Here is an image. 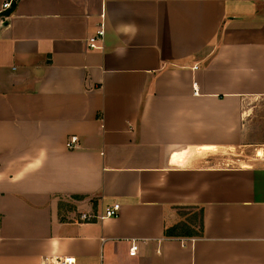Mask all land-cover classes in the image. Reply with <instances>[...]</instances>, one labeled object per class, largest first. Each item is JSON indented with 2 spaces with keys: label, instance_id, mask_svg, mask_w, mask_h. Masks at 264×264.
I'll return each mask as SVG.
<instances>
[{
  "label": "crops",
  "instance_id": "obj_1",
  "mask_svg": "<svg viewBox=\"0 0 264 264\" xmlns=\"http://www.w3.org/2000/svg\"><path fill=\"white\" fill-rule=\"evenodd\" d=\"M4 2L0 264H264V163L232 154L264 97V0ZM183 209L203 238H165Z\"/></svg>",
  "mask_w": 264,
  "mask_h": 264
},
{
  "label": "rangeland",
  "instance_id": "obj_2",
  "mask_svg": "<svg viewBox=\"0 0 264 264\" xmlns=\"http://www.w3.org/2000/svg\"><path fill=\"white\" fill-rule=\"evenodd\" d=\"M245 136L248 146L233 150L234 162L239 165L260 160L264 163V97L251 99L246 106ZM181 213L191 211L182 210Z\"/></svg>",
  "mask_w": 264,
  "mask_h": 264
},
{
  "label": "built area",
  "instance_id": "obj_3",
  "mask_svg": "<svg viewBox=\"0 0 264 264\" xmlns=\"http://www.w3.org/2000/svg\"><path fill=\"white\" fill-rule=\"evenodd\" d=\"M18 0H5L3 4V9L8 10L12 7L13 4L17 3ZM105 38V29L104 26L101 25L99 30L96 32L94 36H92L88 40V48L90 50H100L102 49V43ZM78 137H72L66 144L69 150H76L78 148ZM120 213V205L116 204L111 207H108L104 213L100 216L95 215L94 213H82L80 215V219L83 222H90L94 220H105L111 218H117ZM1 223V219H0ZM139 245L138 242L132 241V246L130 248L131 253H136L138 251ZM53 264H75V260L72 257H64V258H56L53 260Z\"/></svg>",
  "mask_w": 264,
  "mask_h": 264
},
{
  "label": "trees",
  "instance_id": "obj_4",
  "mask_svg": "<svg viewBox=\"0 0 264 264\" xmlns=\"http://www.w3.org/2000/svg\"><path fill=\"white\" fill-rule=\"evenodd\" d=\"M16 4H13L12 7L4 13L5 16H10L15 8ZM74 199L81 200L83 197H73ZM64 207V205H60ZM66 207V206H65ZM191 211L190 213H181L179 212L181 221L174 225L173 227L166 228L164 232L165 238L176 239V238H190V239H199L203 238L204 233V220H203V209H195L197 212L193 213V209H183ZM182 211V210H181Z\"/></svg>",
  "mask_w": 264,
  "mask_h": 264
}]
</instances>
